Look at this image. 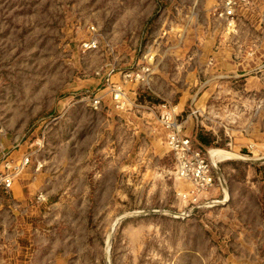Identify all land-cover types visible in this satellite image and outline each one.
Wrapping results in <instances>:
<instances>
[{"label": "rangeland", "instance_id": "1", "mask_svg": "<svg viewBox=\"0 0 264 264\" xmlns=\"http://www.w3.org/2000/svg\"><path fill=\"white\" fill-rule=\"evenodd\" d=\"M225 1L0 0V160L29 157L0 190V264H264V0L239 8L235 34ZM149 51L116 109L103 72ZM163 103L195 146L232 153L215 156L220 203L184 219Z\"/></svg>", "mask_w": 264, "mask_h": 264}, {"label": "built area", "instance_id": "2", "mask_svg": "<svg viewBox=\"0 0 264 264\" xmlns=\"http://www.w3.org/2000/svg\"><path fill=\"white\" fill-rule=\"evenodd\" d=\"M249 4V0H226L224 5L216 12L218 18L226 24V29L233 34L236 33L237 11L241 7ZM91 37L82 42L80 49L82 52L95 51L98 47L96 30L94 27L90 29ZM231 33V34H232ZM247 55H251L250 51ZM144 62L138 68H129L125 71L109 67L104 71L101 80L108 88L112 102L116 109H125L131 106L124 88L127 85H137L143 83L146 79L151 65L154 63V54L151 51L144 56ZM235 61L239 57L234 58ZM109 65H106V67ZM104 68L98 69L95 74L100 76ZM262 75H264V65L261 67ZM119 74L120 81L116 82L114 77ZM90 107L98 110L102 103L103 96L95 93H89ZM158 122L165 132V145L175 160V176L178 180L190 186L186 192H180L179 197L186 203L187 207L178 218L184 219L190 217L196 210L215 207L220 201L207 196V192L214 186L216 179L217 163L221 160L211 157V150H204L199 146H195L191 138L186 134L184 129V121L180 119L177 106L163 103L159 107ZM195 114V112H192ZM29 163V157L23 156L22 159L12 166L8 158L0 160V167L3 169H12L14 174H0V190L8 192L13 186L14 178L21 174Z\"/></svg>", "mask_w": 264, "mask_h": 264}, {"label": "bare ground", "instance_id": "3", "mask_svg": "<svg viewBox=\"0 0 264 264\" xmlns=\"http://www.w3.org/2000/svg\"><path fill=\"white\" fill-rule=\"evenodd\" d=\"M212 155H214V158H215V156H217V155H225V157H229L230 158V156H231V154H228V153H220V151L218 152V151H215V152H213V154ZM211 155V156H212ZM212 158H213V156H212ZM215 159H220V158H218V157H216Z\"/></svg>", "mask_w": 264, "mask_h": 264}, {"label": "crops", "instance_id": "4", "mask_svg": "<svg viewBox=\"0 0 264 264\" xmlns=\"http://www.w3.org/2000/svg\"><path fill=\"white\" fill-rule=\"evenodd\" d=\"M218 150H221V149H218ZM223 152H225V153H228V154H231L232 155V153L231 152H228V151H225V150H222ZM223 158V160H225V159H228V158H225L224 156H222L220 159H222ZM230 159V158H229Z\"/></svg>", "mask_w": 264, "mask_h": 264}]
</instances>
